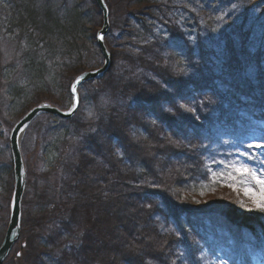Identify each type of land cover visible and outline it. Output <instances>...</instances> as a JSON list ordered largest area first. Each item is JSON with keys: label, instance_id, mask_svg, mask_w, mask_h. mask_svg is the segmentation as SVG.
Masks as SVG:
<instances>
[{"label": "rangeland", "instance_id": "obj_1", "mask_svg": "<svg viewBox=\"0 0 264 264\" xmlns=\"http://www.w3.org/2000/svg\"><path fill=\"white\" fill-rule=\"evenodd\" d=\"M104 1L108 15H104L103 10L100 11L99 6L96 5L97 2L95 3L93 0H0V24L6 28L4 32L0 33L2 40V43L0 42V77L3 73L1 82H6L5 84L11 86V88L18 86L23 93L20 96L21 99L15 101V98H11L10 107L4 108V104H7L8 100L5 98L6 92L2 90L0 83V90L3 91V93L0 91V118L6 119L5 124H3L5 127L0 122V245L10 222L9 208L14 187L10 150L7 147L6 139L8 140L10 131L16 127L17 122L28 115L41 102H50L53 107L57 104L62 105L63 108L69 107L71 98L67 92L71 93L70 89L73 87L74 81L81 75L82 70L84 71L83 74L95 71H100V73L84 84L79 85L77 97L80 100L77 103V108L79 106L80 108L75 116L76 118L83 116V119L87 120L92 117L93 110L89 103L85 101L91 96L96 99L102 97L104 101H109L111 105H126L129 114L124 116L127 122L141 121L145 115L150 113V110L153 112L154 110L161 111V104L150 106L140 102L141 99L136 98L139 97L138 91H135L136 87H140V91L147 95L145 97L149 99L152 96L154 98L164 96L171 103L182 100L174 105L178 117H185L187 114L193 116L196 110V102L194 101L196 97L210 94L214 90L217 92L216 89L221 83L230 85L234 90L242 92L243 98L234 93L230 102L223 103L222 101L220 104L217 102V112H220L224 107L236 113L233 120L228 119L231 124H223L226 125L224 127L219 125L222 129L218 135L226 138L231 131L228 125L233 126L235 130L237 127L238 129H244L248 131V135H252L251 130L248 129V126L252 124L253 127L259 126L264 129V72L262 75L261 70L264 55L261 51L258 53L256 50L258 46L263 48L259 44H262V40H264V0ZM47 17L49 19L45 22ZM105 19H107L106 27L108 31L103 38V49L105 50L103 51L96 36L103 30ZM40 24L43 27L47 26L45 30L43 29L47 33H42L43 31L39 30ZM171 33L172 37L177 35V41L184 39L186 43H189L190 45L187 48H193L192 55L189 54L190 61L180 57L182 56L180 55L182 54L181 51H187L183 44H171L169 35ZM32 40L34 41L32 42ZM15 41L16 43H14ZM11 46L14 47L12 53L9 52L12 49ZM28 51L31 54H28ZM201 52L204 53L202 58L199 60L198 58L193 59L194 56L198 57ZM27 54L33 59V62H36L37 69L35 70H42L45 81H39L35 78V72L27 73L26 68L23 67ZM207 55L208 57H206ZM226 56L230 60V66H234L238 72L224 79L219 72L222 71L221 66ZM136 57H139V62L154 63L152 65L155 69L170 67L175 73L178 67L187 85L184 88H178V85H175L174 88L170 87L163 81L161 72L153 71L152 73L151 70L147 71L146 66L150 65H144V68H146L144 69L141 63L136 61ZM151 57H156V60ZM199 66L206 67L203 70H208L209 75L201 70L200 82L194 84L192 82L196 81L194 79H196V74H199ZM249 70H253L254 77L250 76ZM29 74L32 75L33 79ZM167 77L169 76L165 78ZM110 81H112L113 89L105 85V82L109 84ZM170 81L168 80V82ZM171 82L174 84L173 81ZM123 93L125 99L122 101L118 95ZM166 93L172 96L168 97L165 95ZM83 98H85L83 100L84 104L82 102ZM158 100L161 101L160 98ZM116 109L118 110V108ZM130 113H134V115H130ZM47 115L57 116L51 112H46L36 117L34 124L39 130L43 129L42 122ZM173 118L177 119L174 115ZM226 120L227 117L221 119V121H224L223 123ZM176 121L178 122V120ZM96 122L94 121L92 125ZM34 124H32V127ZM178 124L180 123L178 122ZM209 125L214 124L210 121L201 123V127L206 132L209 130ZM96 130L100 131V127H96ZM170 131L176 137L181 136L177 130L172 129ZM185 131L190 136L189 138H195L194 135L188 133V130L185 129ZM199 134L202 133L199 132ZM27 135L25 136L28 137L25 148L29 151L36 149V152L33 153L35 161L34 158L26 160L27 189L21 201L23 205L21 233L34 238L37 245L35 246L39 247L38 249L41 251L47 252V254L38 252L39 261L34 264H78L76 261L77 256L80 260H87V257H84L81 252L72 258L70 253L62 254L60 251L53 250L67 238L68 232L64 231L65 228L63 227L59 230V233L48 230L50 227L55 226V224L48 225V223L56 222V217L60 215V212L56 208L46 205L48 198H46L45 193L37 194L36 192V186L38 185V183L36 184V178L45 177L44 170L54 163L57 151L54 149L55 147L48 144L46 152L41 153V140L44 139L34 137V128ZM45 137L47 140L51 139ZM98 140H101V138H98ZM250 140H254V137L251 136ZM97 144L94 145V149L100 148ZM216 146L213 148L214 151ZM233 148V146L230 147L231 150ZM201 151L202 148L197 149L198 155ZM243 151L246 150L235 149V153ZM88 154L90 153L88 152ZM251 155L254 156L253 153ZM87 157L92 159L95 156ZM128 158L131 159V163H134V156L131 153ZM188 158L192 159L193 156H188ZM166 160H168L167 165L171 163V158ZM177 160L183 161L182 155L178 156ZM218 161L221 166L219 170L222 171L223 175V177L222 175L219 176V179H222L221 184L218 181H214L210 186L204 184L209 190H205L204 193L199 192V196L187 197L188 194H184L188 206L174 202L175 206L181 207L182 210H187L189 213H202L208 207L203 206L207 201L206 196L214 191H210V188L219 186L215 187L216 192L214 195H219L220 199H228L239 207H241V203L246 206L241 208H254L252 198L254 194L256 195L255 189L257 188L254 182L250 185L251 191L246 195L242 174L234 172L228 159L218 158ZM124 164L127 166L128 162L124 161ZM133 166L134 164L129 167ZM194 166L201 167L196 175L197 182H200L201 175L199 173L203 170L202 167L206 166V162L203 166L202 162L198 161L197 165L194 162ZM212 166L214 167V165ZM234 166L238 167L237 165ZM147 167L152 169L151 164H148ZM136 172L141 173V170L138 169ZM217 183L219 185H215ZM28 187L33 190H31L32 194L29 193ZM144 197L147 199L145 201L150 200L148 195H144ZM118 200L116 197L114 198V201L118 202ZM121 201L122 207L130 206L129 200L124 199ZM136 206L141 207V203L136 201ZM168 209V211L167 209L164 210L167 219L169 215L177 216L179 214V211L174 208L168 207ZM184 214H180L179 217ZM186 217H188V214H185L182 218L186 219ZM152 223L151 220V225ZM44 225L49 227H44ZM175 225L172 221H167V233L165 234L169 239L170 235H173L176 241L174 242L171 239L165 250L160 252L159 260L145 263H192L193 260L186 256L183 251V246L188 241H193L192 235L182 230L176 231L178 226L175 228ZM157 226L158 236H160L159 233L164 234L165 229L160 225ZM76 229V225L71 224L68 231H75ZM108 241L106 239V242ZM196 241L198 240L196 239ZM22 242H24V239ZM97 242V245L90 247L91 252L87 250L89 255L104 254L105 250L110 252L113 248L118 249L114 244H110L100 250L97 247L100 245V241ZM198 242H196L197 245H202ZM64 249L66 247L62 248V250ZM28 251H33V245L25 253L29 256ZM49 252H54L56 255H51ZM57 253L59 254L57 255ZM141 259L143 257H139V261ZM23 260L26 261L27 258L25 257ZM15 262L13 261L12 252L3 264H13ZM202 262L203 264L206 263L205 260ZM130 264H138V262L133 259Z\"/></svg>", "mask_w": 264, "mask_h": 264}, {"label": "trees", "instance_id": "obj_2", "mask_svg": "<svg viewBox=\"0 0 264 264\" xmlns=\"http://www.w3.org/2000/svg\"><path fill=\"white\" fill-rule=\"evenodd\" d=\"M48 19L47 17L46 21ZM57 30L59 31L58 28ZM28 54L31 52L28 51ZM203 55L204 53L201 52L199 59ZM151 58L156 60V57ZM136 61L139 62V57H136ZM139 63L143 68L144 65H150L146 66L147 71L161 72L163 81L172 88L176 87L175 85H178V88H184L187 85L178 67L174 73L170 67L155 69L152 65L154 63L148 64L144 61ZM23 67L26 68L27 73L35 72V78L39 81H45L44 73L41 72V69L35 70L37 64L29 55L26 57ZM203 69L206 67L199 66V74H196V79H194L196 81L192 83L200 82L199 79L202 75L200 71ZM203 71L208 74V70ZM82 72L84 71L82 70ZM29 75L33 78L31 74ZM225 75L229 74H225L223 71L221 76L224 79H226ZM166 76L169 77L165 78ZM168 80L173 81L174 84ZM105 85L113 87L112 81L109 84L105 82ZM219 85L216 89L217 92L214 90L210 94L196 97L197 111H202L206 105L220 103L222 99L217 100V96L222 97L217 93H221L225 98L228 93L227 98L228 101L230 100V94L233 93L232 88L221 83ZM135 91H138L139 97L136 98L141 99L140 102L145 101L149 105L161 104V111L150 110V113L145 115L141 121L127 122L124 116L129 114L126 105H111L102 97L96 99L91 96L85 100L93 110L91 118L85 120L83 116H79V118L75 117L72 120L64 121L52 116H45V120L42 122L43 129L39 130L36 124L32 127L34 128V137L44 139L41 140V153L46 152L48 144L55 147L54 149L57 151L54 163L44 170L45 177L36 178L37 194L45 193L48 198L46 205L48 204L60 212V215L56 217V222L48 223V225L55 224L48 230L59 233L63 227L64 231L68 232L67 238L53 250L60 251L62 254L70 253L72 258L81 252L84 257H87V260H80L77 256L78 264H130L133 259L138 264H147L156 259L159 260L160 252L165 250L171 239L173 240V236L170 235L169 239L165 232L164 234L159 233L160 236H158L157 225L166 229L167 218L164 210L168 211V207L177 211L181 210V207L175 206L174 202L188 206L184 194H188L187 197H197L200 195L199 192L204 193L205 190H209L205 186H210L208 185L210 174L207 170L211 167L207 168V165L216 167L218 163L213 148L209 149L211 153L206 151L208 149L206 130L204 131L202 127L199 128L193 120V116L187 114L185 117H178L176 110H173L175 113H165L162 110L164 105L166 106V103L170 102L168 98L152 96L149 99L140 91V87ZM124 93L118 95L122 101L125 99ZM15 94L16 97L22 96L21 90H15ZM242 96V92H240L238 97ZM181 101L177 100V102ZM11 102L9 101V104ZM57 106L62 108V105L57 104ZM202 113L211 116L215 112L210 108ZM130 115H134V113H130ZM173 115L177 119H174ZM197 115L196 120H210L213 124L219 125V120L216 118L204 117L201 113ZM176 120L180 124L177 125ZM94 121L97 122L92 125ZM96 127H100V131H97ZM172 129L177 130L181 136L172 135L170 131ZM185 129L195 138H189ZM45 136L51 139L47 140ZM211 143H215V141L212 140ZM95 144L100 148L94 149ZM198 148H202L199 155ZM130 153L134 156V163H131V159L128 158ZM181 155L183 161H178L177 158ZM87 156L95 157L90 159ZM188 156H193V158L190 159ZM169 158H171V163L167 165L168 160L166 159ZM124 161L128 162L127 166ZM198 161L202 162V166L206 162V166H203V170L199 173L201 175L200 182H197L196 175L201 167L194 166V162L197 165ZM132 164L134 166L129 167ZM148 164L152 165V169L147 167ZM138 169L141 170V173L136 172ZM30 178L32 177L30 176ZM215 187L219 186L211 187L210 191L214 190L212 192L208 191L210 193L206 196L207 201L203 205L208 207L204 209V212L215 214L224 220L227 229L233 234L239 237H251L254 242L263 245L264 212L249 211L247 210L249 208H241L228 199H220L219 195H214ZM31 190L30 194H32ZM157 190L159 192H156ZM144 195H148L150 200L145 201L147 199ZM115 197L119 199L118 202L114 201ZM124 199L129 200L130 206L122 207L121 200ZM136 201L141 203V207L136 206ZM151 220L153 221L152 225ZM71 224L76 225L75 231H68ZM44 227L49 226L44 225ZM23 236L28 247L23 250V257L18 260L22 262L21 260L25 257L27 260L18 264H34L38 260V252L46 254L47 252L36 247L34 238L25 236V233ZM106 239L109 241L106 242ZM97 241H100V245L97 246L100 250L110 244H114L118 249L113 248L110 252L105 250L104 254L89 255L90 247L97 245ZM31 245H33V251H28V256L25 253ZM64 247L66 249L62 250ZM49 254L56 255L54 252H49ZM139 257H143V259L139 261Z\"/></svg>", "mask_w": 264, "mask_h": 264}, {"label": "water", "instance_id": "obj_3", "mask_svg": "<svg viewBox=\"0 0 264 264\" xmlns=\"http://www.w3.org/2000/svg\"><path fill=\"white\" fill-rule=\"evenodd\" d=\"M96 1L99 7L103 10L104 15L105 14L108 15L107 9H106V6L103 0H96ZM106 25H107V19H105V26L103 30H101L96 36L98 40V44L103 51H105L103 49L104 41L103 39L101 40L99 37L103 36L104 38L107 35L108 28L106 27ZM98 73H100V71H95L92 73L87 72L79 76V78L83 77V79H81L78 84L76 83L77 80L74 81L72 86H75L76 91L73 92V87L70 89V92L73 97V102H72L71 108L67 110L66 112H62L56 109L55 107L50 106L49 104H46V103L40 104L38 107L30 111V113L26 115L13 129V132L11 134V153H12V159H13V165H14L15 188H14V193H13V197L11 201L10 222H9V226L7 229L5 239L0 248V264L3 263V261L8 256L10 250L12 249L14 244L17 242L20 236V231H21V200L24 194L26 180H25V166L21 158V149L18 144L19 138L21 140L23 134L25 133L30 123L36 117H38L39 115L43 113L51 112L62 119L71 118L74 115L76 108H77V103H78L77 90L79 88V85L84 84L90 78H93L96 75H98Z\"/></svg>", "mask_w": 264, "mask_h": 264}, {"label": "snow or ice", "instance_id": "obj_4", "mask_svg": "<svg viewBox=\"0 0 264 264\" xmlns=\"http://www.w3.org/2000/svg\"><path fill=\"white\" fill-rule=\"evenodd\" d=\"M101 40L103 36L99 37ZM83 77L77 79L76 83L78 84ZM76 91L75 86H73V92ZM257 147H261V145H256ZM233 170L236 173H241L243 176V183L245 185V194L247 195L249 191H251L250 185L254 182L256 186H258L259 195H253L252 203L254 208H249L247 210H259L264 212V178H261L257 175V172L253 169L248 168L247 166H233ZM241 207H246L243 203H241Z\"/></svg>", "mask_w": 264, "mask_h": 264}, {"label": "bare ground", "instance_id": "obj_5", "mask_svg": "<svg viewBox=\"0 0 264 264\" xmlns=\"http://www.w3.org/2000/svg\"><path fill=\"white\" fill-rule=\"evenodd\" d=\"M40 29L39 30H43V29H45L46 27H43V26H40L39 27ZM6 30V28L4 27V26H2V24H0V33H2V32H4ZM51 33V32H50ZM17 41V40H16ZM16 41L14 42V43H16ZM34 40H32V42H33ZM0 42L2 43V40H1V38H0ZM10 48H12L11 49V51L9 50V52L10 53H12L13 52V49H14V47L13 46H11ZM2 88H5V86H3ZM136 89H138L137 87H136ZM166 96H168V97H171L172 95L171 94H165ZM36 105V104H35ZM0 120L1 121H5L3 118H0ZM24 138V139H23ZM28 140V138H26V137H22L21 138V140H20V138H19V142H18V144H19V146H20V148H21V152H22V154H21V158H22V160H23V162H24V165L25 166H27V162H26V160H28L29 158H34L33 157V153H35L36 152V150L35 149H33V150H31V151H29L27 148H25V143H26V141ZM34 161H35V158H34ZM7 231V230H6ZM46 255V254H45ZM42 256V255H41ZM19 262L18 261H16L14 264H18Z\"/></svg>", "mask_w": 264, "mask_h": 264}]
</instances>
